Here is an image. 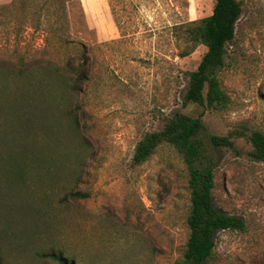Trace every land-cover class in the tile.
<instances>
[{
    "label": "rangeland",
    "instance_id": "374dc122",
    "mask_svg": "<svg viewBox=\"0 0 264 264\" xmlns=\"http://www.w3.org/2000/svg\"><path fill=\"white\" fill-rule=\"evenodd\" d=\"M241 15L217 72L228 98L201 117L205 135L244 126L264 134V0ZM212 0H0V261L179 264L187 238L186 174L168 146L132 164L136 142L185 105L175 25L208 16ZM85 55L79 92L65 86ZM69 64V66H68ZM207 147L212 202L242 232L215 234L204 264H264V163L233 138Z\"/></svg>",
    "mask_w": 264,
    "mask_h": 264
},
{
    "label": "trees",
    "instance_id": "16d2710c",
    "mask_svg": "<svg viewBox=\"0 0 264 264\" xmlns=\"http://www.w3.org/2000/svg\"><path fill=\"white\" fill-rule=\"evenodd\" d=\"M212 1L208 16L175 25L171 30L172 35L185 44L179 57L189 55L198 45L205 49L196 69L187 74L183 95L185 105L197 106L200 111L195 116L175 112L165 118L160 130L142 135L131 157L132 164H142L157 148L166 145L175 152L184 166L188 192L185 217L187 238L179 264H204L211 257L217 232H242L245 228L240 218L222 213L213 205L214 164L207 155V147L233 149L232 139L241 138L250 146L249 158L264 163V134L258 130L240 126L224 136L205 135V140L201 137L204 131L201 121L203 114L222 111L228 105L217 72L223 66L226 45L233 40L235 25L241 15L239 0ZM80 57L81 63L71 69L73 76L64 85L70 94L79 92L87 77L85 55L81 54ZM41 257L58 264H72L74 261L70 259L68 262L61 252L41 254Z\"/></svg>",
    "mask_w": 264,
    "mask_h": 264
}]
</instances>
